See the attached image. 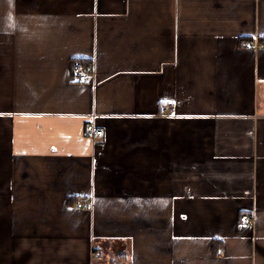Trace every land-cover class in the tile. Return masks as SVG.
Wrapping results in <instances>:
<instances>
[{
  "label": "crops",
  "instance_id": "crops-1",
  "mask_svg": "<svg viewBox=\"0 0 264 264\" xmlns=\"http://www.w3.org/2000/svg\"><path fill=\"white\" fill-rule=\"evenodd\" d=\"M249 38L264 0H0V264H264Z\"/></svg>",
  "mask_w": 264,
  "mask_h": 264
},
{
  "label": "built area",
  "instance_id": "built-area-1",
  "mask_svg": "<svg viewBox=\"0 0 264 264\" xmlns=\"http://www.w3.org/2000/svg\"><path fill=\"white\" fill-rule=\"evenodd\" d=\"M245 46L253 47V48H260L264 47L263 41L254 40L252 38L246 39L244 42ZM94 70L90 67L85 65L83 62L76 60L72 65V78L78 82H85L88 80L89 74L93 73ZM172 107V103H167L165 105L166 109H170ZM86 133L91 136H98L103 134V129L98 127H91L86 130ZM75 206L77 208L87 207V204L82 196H79ZM253 223V217L250 213H242L240 216V221L238 222L239 228H244L247 225ZM102 253L101 250L94 248L93 254L100 255Z\"/></svg>",
  "mask_w": 264,
  "mask_h": 264
},
{
  "label": "trees",
  "instance_id": "trees-1",
  "mask_svg": "<svg viewBox=\"0 0 264 264\" xmlns=\"http://www.w3.org/2000/svg\"><path fill=\"white\" fill-rule=\"evenodd\" d=\"M75 197H76L75 194H73V196H70V197H69V201H70V202H73V200H74ZM119 256H120V255H119ZM114 263H115V260H113L112 264H114Z\"/></svg>",
  "mask_w": 264,
  "mask_h": 264
},
{
  "label": "rangeland",
  "instance_id": "rangeland-1",
  "mask_svg": "<svg viewBox=\"0 0 264 264\" xmlns=\"http://www.w3.org/2000/svg\"><path fill=\"white\" fill-rule=\"evenodd\" d=\"M118 262H120L121 263V259L119 258H115V264H117Z\"/></svg>",
  "mask_w": 264,
  "mask_h": 264
}]
</instances>
